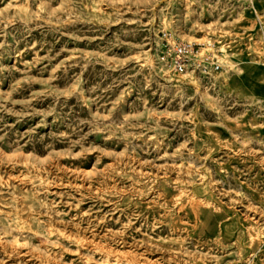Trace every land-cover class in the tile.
<instances>
[{"label": "rangeland", "instance_id": "1", "mask_svg": "<svg viewBox=\"0 0 264 264\" xmlns=\"http://www.w3.org/2000/svg\"><path fill=\"white\" fill-rule=\"evenodd\" d=\"M0 264H264V0H0Z\"/></svg>", "mask_w": 264, "mask_h": 264}, {"label": "built area", "instance_id": "2", "mask_svg": "<svg viewBox=\"0 0 264 264\" xmlns=\"http://www.w3.org/2000/svg\"><path fill=\"white\" fill-rule=\"evenodd\" d=\"M161 61L165 62L174 73L189 69L209 72L220 69L221 65L210 54H203L196 43L179 41L165 43L161 50Z\"/></svg>", "mask_w": 264, "mask_h": 264}]
</instances>
